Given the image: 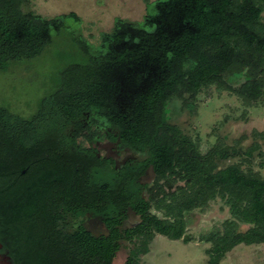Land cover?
Masks as SVG:
<instances>
[{"label": "trees", "instance_id": "1", "mask_svg": "<svg viewBox=\"0 0 264 264\" xmlns=\"http://www.w3.org/2000/svg\"><path fill=\"white\" fill-rule=\"evenodd\" d=\"M65 19L36 13L30 0H0V70L39 57ZM82 53L31 118L0 108V201L14 204L8 220L25 264H116V225L129 207L142 221L128 232L133 248L123 264H143L157 234L190 242L187 215L218 197L232 218L204 238L213 244L209 264L240 244L264 243V175L253 167H264V131L263 142L219 140L202 152L169 118V106L192 109L214 84L247 105L264 101V0H157L142 21L116 19ZM99 129L148 154L142 167L153 164L157 179L145 194L136 162L118 169L78 143L84 130L92 141ZM87 214L101 215L112 235L86 231Z\"/></svg>", "mask_w": 264, "mask_h": 264}, {"label": "rangeland", "instance_id": "2", "mask_svg": "<svg viewBox=\"0 0 264 264\" xmlns=\"http://www.w3.org/2000/svg\"><path fill=\"white\" fill-rule=\"evenodd\" d=\"M156 1L30 0V8L36 13L48 18L65 15L66 24L39 57L16 61L0 70V108L31 118L39 111L43 99L57 88L61 69L83 59L82 49L87 43L100 45L102 33L110 32L118 18L142 21L148 6ZM95 49L91 47L92 51ZM169 118L199 143L202 152L219 140L247 147L256 139L262 141L257 134L264 131V101L247 105L234 91L219 89L214 84L198 93L192 109L181 102L169 106ZM253 167L264 175V167L259 163ZM179 184L184 181L177 180L174 186ZM154 212L163 215L162 211ZM231 218L230 206L224 199L211 200L204 209L196 208L187 215L186 234L190 235V242L157 234L149 252L141 256L143 264H209L207 251L213 244L204 238L222 231ZM249 226L240 223L239 229L246 231ZM127 252H120L114 262L123 264ZM220 264H264V243L240 244Z\"/></svg>", "mask_w": 264, "mask_h": 264}, {"label": "flooded vegetation", "instance_id": "3", "mask_svg": "<svg viewBox=\"0 0 264 264\" xmlns=\"http://www.w3.org/2000/svg\"><path fill=\"white\" fill-rule=\"evenodd\" d=\"M84 131L85 134H80L78 136V143H82L85 148H91L99 159L112 161L118 169L131 162H136L140 166L139 170L141 173L138 180L144 194L155 184L157 173L154 165L149 164L142 167L148 159L147 153L122 146L119 140L109 138L108 134L103 129H99L96 134L93 133L94 139L92 141L89 139L88 130ZM152 167L153 176L151 180H147L143 183V181L150 176ZM22 172L25 173L26 169H22ZM13 208L14 204L12 200L9 201V199H4L0 201V264H25V255L22 251L19 237L15 228L11 226L8 220L10 211ZM124 214L125 216L121 219L120 223L116 225L118 227V237L116 240L122 246L116 250L114 259L120 252L125 250L128 251V258L133 248L131 241L127 238L128 232H132L142 221L141 213L131 207L125 210ZM81 223L86 231L95 235L98 239L103 240L104 237L109 238L112 235L110 225H108L99 214H87L82 218ZM77 225H68L67 228L73 230ZM133 240H135V238H133Z\"/></svg>", "mask_w": 264, "mask_h": 264}, {"label": "water", "instance_id": "4", "mask_svg": "<svg viewBox=\"0 0 264 264\" xmlns=\"http://www.w3.org/2000/svg\"><path fill=\"white\" fill-rule=\"evenodd\" d=\"M150 171H151L150 176H149L148 178H146V179L143 181V183L146 182L147 180H149V181L151 180V178H152V176H153V167L151 168Z\"/></svg>", "mask_w": 264, "mask_h": 264}]
</instances>
